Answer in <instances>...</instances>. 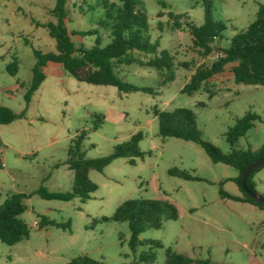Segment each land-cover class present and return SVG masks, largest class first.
Masks as SVG:
<instances>
[{"label":"rangeland","instance_id":"obj_1","mask_svg":"<svg viewBox=\"0 0 264 264\" xmlns=\"http://www.w3.org/2000/svg\"><path fill=\"white\" fill-rule=\"evenodd\" d=\"M111 1L121 5L120 0ZM137 1L148 17L149 41L159 46L157 56L169 51L175 57L174 67L160 71L134 64L119 67L117 75L130 84L151 88L155 94H124L115 87L82 83L61 65L51 63L42 68L46 79L26 110L24 94L36 64L34 51L55 52L47 24L55 21L51 10L56 0H0V105L16 113L26 110L25 118L0 125V204L8 194L28 195L21 218L30 229L29 238L16 245L0 241V264H68L81 256L105 264H148L139 261L146 254L154 256L150 264H165L167 249L227 264H247L253 254L264 258V212L220 196L221 190L242 195L232 181L238 171L213 163L193 142L162 138L154 114L179 108L193 111L203 138L224 153L257 150L264 143V87L237 84L233 65L193 95L181 92L198 68H210L220 58V50L247 29L264 0H213V16L226 30L208 56L194 47L185 25L187 21L203 25L202 0ZM67 10L70 32H98L72 36L77 48H92L98 37L101 47L110 43L109 26H99L110 17L108 10L96 6L95 0H71ZM171 12L184 16L179 20L181 29H175ZM134 56L148 61L156 55L135 52ZM15 59L19 72L13 77L7 66ZM208 89L216 93L213 98H209ZM248 112L259 120L231 147L225 133ZM95 125H99L97 131ZM82 131L87 133L83 142L87 159L110 155L115 146L138 133L142 134L139 147L144 156L135 159L134 165L128 159H118L103 172H90L98 190L84 203L79 198L43 200L36 194L41 186L50 192L72 191L74 174L66 164L67 152ZM172 168L186 170L199 180L172 177L168 173ZM254 181L257 194L264 197V169L255 174ZM134 199L168 201L180 216L177 221L165 216L161 229H147L135 252L129 245L128 222L102 221L111 218L122 203ZM43 216L55 225L41 229L38 223ZM151 241L160 242L163 248Z\"/></svg>","mask_w":264,"mask_h":264},{"label":"trees","instance_id":"obj_2","mask_svg":"<svg viewBox=\"0 0 264 264\" xmlns=\"http://www.w3.org/2000/svg\"><path fill=\"white\" fill-rule=\"evenodd\" d=\"M69 1L71 0H56V5L51 10L55 21L47 24L49 37L56 43L55 52L43 53L34 51L36 64L32 71L31 83L24 94L26 110L31 104L35 92L46 79L42 68L51 63L61 65L68 74L82 83L115 87L124 94L133 92L155 94L153 89L130 84L121 80L117 75L119 67L134 64L155 68L160 71H171L174 67L175 57L166 50L160 52V55L157 56L158 44H153L149 41L148 17L146 12L140 8V3L137 0H120L121 5L117 6L111 0H95L96 6H102L108 10L110 17H108L107 21L101 20L99 26H109L111 41L107 46L101 47V39L98 37L95 45L87 49L83 46L77 48L72 41V36H94L98 32L97 30L69 31V11L67 10ZM202 1L204 8L203 25L196 26L190 21H187L185 25L192 36L194 47L199 49L203 56H208L213 51L215 40L222 37L226 26L222 21L214 18L213 0ZM115 9L116 11H113ZM169 16L174 22L175 29L183 27L182 23L179 22L184 17L183 15H175L171 12ZM185 18L188 19V17ZM135 52L141 55L156 56L148 61H143L134 56ZM228 65H233L232 74L237 84L264 87V4L259 5L256 18L247 29L235 35L231 39L229 47L220 50V58L210 68H198L181 92L193 95L215 75L223 73ZM183 67H187V64H183ZM18 72L19 65L15 59L7 66V73L14 77L17 76ZM206 91L209 94V98H213L216 95L212 90L208 89ZM26 110L16 113L12 109L0 105V125H9L25 118ZM154 114L158 119L159 134L162 138L193 142L204 150L213 163H222L238 171V176L232 181L239 186L242 195L235 196L221 190L220 196L222 199L249 204L264 211V204L250 198L241 187V178L244 170L255 161L264 158V143L257 150H233L229 153H224L203 138L201 131L197 127L196 116L193 111L179 108L171 112L156 110ZM257 120H259V116L252 112H248L242 118L237 119L235 125L230 127L225 133V138L229 145L235 147L238 141L252 129L254 122ZM98 127L99 125H95L93 130L97 131ZM86 138V131L79 133L72 140L67 152L66 164L68 169L74 174L72 191L50 192L46 187L41 186L36 192L40 198L47 201L64 202L79 198L84 203L98 190V186L90 180V172H103L106 167L118 159H128L129 163L134 165L135 159L143 158L144 156L139 147V143L143 139L141 133L134 135L129 142L115 146L110 155L97 159H87L85 157L83 142ZM2 147L3 142L0 139V150ZM263 169L264 166L256 169L247 179L248 189L253 193L257 194L254 176ZM168 173L170 176L184 181L199 180L186 170L172 168ZM28 197L26 194H8L7 199L0 204V241L2 243L13 246L29 238L30 229L21 218L26 210L24 200ZM165 216L169 220L177 221L180 217L178 208L168 201L134 199L122 203L111 218H103L102 221L128 222L131 231L129 245L135 252L136 248L141 245L139 241L140 235L147 229H161ZM38 225L42 229L55 224L43 216ZM63 227H69V223ZM150 244L157 248H163L160 242L151 241ZM153 260V254L139 257L140 262L148 264ZM68 264L105 263L88 256H81L73 259ZM165 264L216 263L209 259H193L167 249Z\"/></svg>","mask_w":264,"mask_h":264},{"label":"water","instance_id":"obj_3","mask_svg":"<svg viewBox=\"0 0 264 264\" xmlns=\"http://www.w3.org/2000/svg\"><path fill=\"white\" fill-rule=\"evenodd\" d=\"M261 166H264V158L255 161L254 163L249 165L244 170V172L242 173V178H241V187H242L243 191L245 192V194H247L250 198H252L253 200H255L258 203L264 204V197H262L256 193L251 192L247 186V179H248L249 175L253 171H255L256 169L260 168Z\"/></svg>","mask_w":264,"mask_h":264},{"label":"crops","instance_id":"obj_4","mask_svg":"<svg viewBox=\"0 0 264 264\" xmlns=\"http://www.w3.org/2000/svg\"><path fill=\"white\" fill-rule=\"evenodd\" d=\"M236 178V177H235ZM254 207V206H253ZM258 209V208H257ZM262 211V210H260ZM264 212V211H263ZM264 248V247H263ZM216 264H227V263H217ZM247 264H264V258L261 256H257L256 254L251 255Z\"/></svg>","mask_w":264,"mask_h":264}]
</instances>
